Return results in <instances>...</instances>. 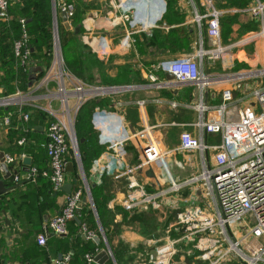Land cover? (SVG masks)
I'll list each match as a JSON object with an SVG mask.
<instances>
[{
	"label": "crops",
	"instance_id": "1",
	"mask_svg": "<svg viewBox=\"0 0 264 264\" xmlns=\"http://www.w3.org/2000/svg\"><path fill=\"white\" fill-rule=\"evenodd\" d=\"M79 1L82 6V13L80 14L82 33L88 35L90 43L99 47L98 55H104L106 57L104 59H110V62L118 68L133 66L135 73L128 76L129 84L116 85L123 87V90L105 97L103 99L105 104L107 103L105 107L96 110L92 116V124L98 134V144L104 147V151L100 153L92 165L90 162L88 163V173H85L84 158L79 151L77 141V151L69 149L65 155V180L62 186L71 184V192L76 188H82L83 194L79 206L80 224L83 223L81 218L88 220L91 217L99 228L98 215L90 187L98 185L102 179L101 186L104 188V192L110 194L109 199L102 203V207L109 211L107 225L108 232L112 234V240L111 243L107 242V244L108 251L113 258V261L108 260L104 264H110V262L117 264L116 258L118 264H138L139 262L137 263V259L134 258L136 252L133 253V248L140 236L128 229L130 227L129 219L137 211L128 212L123 209L121 203L127 190L128 177H119L118 175L127 167H132L141 160L138 142L130 140L128 137L144 126H151V135H153L154 140L160 149L168 154L167 159L173 177L179 182H189L191 177H187L195 172L199 174L202 172L200 153L199 151L184 152L179 150V136L174 139L169 134V130L178 129L180 132L186 130L195 136H199L210 145H218L221 140L219 133H203L194 123L199 122L201 118L204 120L213 117L214 112L222 104L221 93L224 89L230 88L233 96L232 102L227 106V120L236 119L239 110L252 106L254 102L253 93L257 88L255 80L257 79L252 77L237 78V75L253 73L257 69H261L257 67V64L263 66L264 61L256 60L255 68L248 64L247 70L245 69L247 62L237 57L235 60L243 66L242 69L234 68L235 63L231 69L233 57L229 52L240 42L224 46L225 52L220 55L215 51L216 48L211 40L205 37L203 48L210 51L207 59L210 60L207 63L208 74L205 73L204 69V73L208 77L206 86L200 87L191 83H178L175 80H168L166 73L159 71L153 72L157 82L151 83L148 80L151 65L171 61L172 58L186 57V55L195 54L200 50L201 34L194 24L193 17L195 8L200 13H205L207 7L204 0H125L127 1L126 5L131 6L136 12L134 25L129 26V30L135 39L133 47L121 39L126 27L121 24L122 22L120 23L117 16L116 4L120 0ZM56 3H60V0H57ZM217 3L218 0H214L213 6L221 14H232V12L221 9L222 6L217 7ZM253 4L252 2L246 8L249 18L248 10ZM59 23L66 26L61 15ZM183 30H189L187 36L189 43L187 47L184 46L187 51L175 53L171 49L175 48L177 44L185 42L186 35L182 32ZM259 30L258 28L257 32ZM251 33H256V31H249L245 34ZM93 36L97 38L105 36V39L97 42L96 38L92 39ZM255 43L262 47L261 38H257ZM219 46L222 47L220 39ZM218 58H220V63L217 67L213 60ZM260 82L261 80H259ZM158 83H168V85L157 88L156 84ZM232 83L238 84V90L232 88ZM32 87L31 90L27 91V98L22 107L44 112L49 105H58L53 97L56 87L54 81H50L46 87L37 90L35 87L32 89ZM139 103H142V106ZM203 107H206L208 111L203 112L202 115L201 109H204ZM28 113L29 122L33 126L29 132V145H27L29 150L25 154V157L30 159L29 165L24 164L23 159L25 157H20V154H17L15 150V142L18 138L16 134L21 128L17 123L20 121L19 112L13 117L15 120L11 128L5 126L0 120V152L4 153L5 158L7 156L14 158L12 163H7L11 173L10 177L3 182L5 187L12 186L13 188L0 195V264H47L52 260L59 259L64 253H70L71 264H83V257H79L78 253L86 252L96 242L87 240L82 233L77 232L79 224L75 219L69 222L66 233L56 235L49 232L45 245L37 243V233L42 230L43 225L51 217L61 211L69 193L65 192L62 186L58 191L52 190L49 177L43 175L46 158L36 148V143L45 132V124L43 119L36 117L32 111H28ZM113 142L122 143L117 148L118 154H112L107 148ZM72 150L73 153H71ZM213 155V151L207 152L209 166L214 163ZM32 167L36 168V173L31 177H25L24 173ZM101 169H104L107 174L101 175ZM153 172L156 178L147 177L145 171L135 173L134 178L142 183L146 190L153 189L151 192L160 188L167 189V183L161 169L154 166ZM82 173H84L85 178H83ZM3 175L4 171L0 168V178ZM15 176L19 177L18 181L14 180ZM191 184L193 185L191 187L192 193L200 196L198 182H189L183 188H188ZM192 193L190 198L195 197ZM85 196L87 198L84 201L83 197ZM168 198L170 202L167 197L164 198V202L171 205V203L179 201L177 200L179 194H173ZM181 205L182 202L178 204L179 207ZM139 225L142 228V222ZM115 227L122 229L121 235L117 239ZM103 246L105 248V244ZM144 246H146L145 242ZM177 258L180 262L184 260L181 252L176 256ZM190 258L194 257L187 256L188 260ZM92 264L97 263L93 261Z\"/></svg>",
	"mask_w": 264,
	"mask_h": 264
},
{
	"label": "built area",
	"instance_id": "2",
	"mask_svg": "<svg viewBox=\"0 0 264 264\" xmlns=\"http://www.w3.org/2000/svg\"><path fill=\"white\" fill-rule=\"evenodd\" d=\"M22 0H0V22L8 25L9 6L13 2ZM207 7L205 13L194 9V24L201 34L200 50L195 54L151 65V73L148 80L156 83L157 78L153 72L169 73L175 77L178 83H191L200 87L208 84V77L204 73L205 59L209 58L210 51L203 48L204 38H208L214 44L220 55L226 48L219 46L221 34L219 10L214 8V0H204ZM127 1L120 0L116 4L117 16L121 24L126 27L123 41L133 47L135 41L129 30L135 22L136 12ZM59 14H65L64 24L70 26L74 13L72 4L65 0L56 3ZM57 7L55 8L54 26L52 29V60L47 73L39 79L32 89L46 87L50 81L56 83L53 97L58 102L57 106L49 105L44 113L49 119L45 128V142L41 146L45 150L48 161V170L43 175L49 177L51 187L58 191L65 180V155L69 149L77 151L75 136V118L80 108L89 100L104 99L123 90L121 86H90L78 80L69 73L64 65L60 49ZM248 12L251 16L261 20L259 32L249 34L240 43H249L261 38L264 51V5L258 0ZM22 34L21 38L14 42V57L18 59L19 66H24L29 60L31 50L28 46V34L25 20H19ZM218 56V55H217ZM252 77L262 81L264 78V65L253 73H241L237 78ZM168 85L156 84L157 88ZM31 90V88H30ZM27 92H15V94L0 100V108L11 106L19 107V113ZM254 102L238 111L237 119L227 120V106L232 102V90L224 89L221 93L222 104L214 112L212 118H201L194 123L203 133H219L220 143L210 145L199 136L182 130L179 134V150L184 152L199 151L202 161V172L191 177L189 182L199 183V191L207 200L202 206H186L179 211L176 222L173 225L174 233L158 241H148L145 253L146 264H178L176 256L184 250L188 256H193L197 264H264V85L258 84L253 93ZM142 106V103H139ZM203 112L207 108L203 107ZM43 112V111H42ZM11 113L3 117L2 123L7 126ZM20 117L24 122L28 121V115ZM151 126H144L132 133L128 139L135 140L141 150V160L127 167L119 177L127 176V190L122 200L125 211L133 212L146 207L157 208L159 199L169 193L176 194L189 182H179L170 169L167 152H163L151 135ZM27 131V130H26ZM25 138L19 139L18 144L23 145ZM121 142H113L108 145L112 154H118L117 148ZM213 151L214 163L208 165L207 152ZM24 158L25 154L21 153ZM6 163H12L14 158L7 156ZM156 166L161 169L167 183V189L160 188L155 192H148L145 186L138 182L134 175L148 168ZM36 173L32 167L24 173L25 177H31ZM100 174H107L101 169ZM15 176L14 180L18 181ZM83 190L81 188L70 192L61 211L51 217L37 233L36 240L39 245H45L47 234L56 235L67 231L68 223L76 216L79 209ZM249 223V224H248ZM243 233L241 232V229ZM80 233L87 240H94L97 236L84 224H81ZM263 238L262 241H258ZM104 249V248H103ZM96 253L84 255L86 264H92ZM190 254V255H189ZM70 253H64L59 259L47 264H70Z\"/></svg>",
	"mask_w": 264,
	"mask_h": 264
},
{
	"label": "trees",
	"instance_id": "3",
	"mask_svg": "<svg viewBox=\"0 0 264 264\" xmlns=\"http://www.w3.org/2000/svg\"><path fill=\"white\" fill-rule=\"evenodd\" d=\"M67 4H72L74 8L73 16L71 17L70 26H64L62 23H58V32H59V41H60V49L62 58L64 61V65L66 70L75 76L78 80L82 81L87 85H92L87 82L86 72L91 69V64L97 66L96 62H86L81 59L84 57L81 55L82 45L79 46L77 44V37L82 34L81 28V4L80 1L73 0H65ZM242 5H246L247 0H241ZM229 6L237 5L238 2L236 0H229ZM223 8V7H221ZM9 23L8 25L0 22V96L7 97L15 94V92L19 91L22 93H26L29 89L36 83L39 79H41L49 70L51 66L52 60V14H51V6L50 0H22L20 2H13L9 6ZM25 20L26 31L28 34V46L31 50V55L29 60L26 61L24 66H19V61L14 57L13 52V44L15 41L21 38L22 29L19 23V20ZM224 19V20H223ZM223 21V22H222ZM250 24L246 28V32L256 31L257 24L253 21L249 22ZM232 24H235L234 15L231 13L222 14L220 16V26L224 31L231 30ZM78 29V31H76ZM189 30H183L182 32L186 35L185 42L177 44L175 48L171 50L175 53L179 51H187L184 47H187L188 41V32ZM134 38V37H133ZM135 41V39H134ZM179 46V47H178ZM84 48V47H83ZM91 66V67H90ZM90 67V68H89ZM36 73L31 70H37ZM118 79L115 81L114 85H104V86H116L129 84L130 80L128 76L133 74L125 71L118 72ZM34 77L33 83L31 77ZM85 79V80H84ZM90 82V81H89ZM32 83V84H31ZM93 86V85H92ZM99 100V101H98ZM107 104V103H106ZM105 101L103 99H92L87 101L78 111L75 118V133L77 136V141L79 145V150L81 152L83 159V166L85 173H88V163L90 165L94 163L97 157L101 152L104 151V147L98 144V134L97 130L94 128L92 124V116L96 110H100L102 107H105ZM19 107L11 106L9 108H0V120L2 121L3 117L8 113H11L9 118V128L19 112ZM28 111H32L36 117L43 119L45 128L47 126V122L49 119L46 118V114L40 110L29 109L22 107L20 113L22 115H28V121L24 123V121L20 117V121H17L18 125L21 126L20 130L17 132V141L15 142V150L17 154L24 153L26 154L29 149H27L28 140H29V132L30 128L33 126L29 122L30 116ZM19 113V114H20ZM27 130V131H26ZM12 135V134H11ZM25 138V143L23 145H19L18 141L20 138ZM46 136L45 132L37 140V149L42 152L46 158L45 150L41 146L42 143L45 142ZM45 170H48V161L46 158V166ZM48 179V178H47ZM74 179V177H73ZM102 179L98 185L91 186L90 191L93 197V201L96 207L97 215L100 221V224L103 230L108 232V220L107 215L109 211H106L105 208L102 207V203L106 202L109 199V193L104 192V188L101 186ZM51 187V184H50ZM52 188V187H51ZM78 189V188H76ZM82 189V188H81ZM53 190V189H52ZM75 190V189H74ZM142 210V209H140ZM135 210V211H140ZM81 224H84L89 230H92L99 236V228L97 224L90 217L88 220L81 218ZM73 221V220H71ZM70 221V222H71ZM69 224V223H68ZM81 224L77 226V232L80 234ZM68 227V226H67ZM174 233V232H173ZM106 239L108 243H111L112 234L106 233ZM94 242V240H90ZM103 242L100 241L98 244L95 243L93 246L87 250L78 253V256L83 257V264H86L84 255L86 253L94 254L96 253V249L103 248ZM116 258V257H115ZM72 259V258H71ZM70 259V264H71ZM116 262L118 264V259L116 258ZM109 264V263H108ZM112 264V262H110Z\"/></svg>",
	"mask_w": 264,
	"mask_h": 264
},
{
	"label": "rangeland",
	"instance_id": "4",
	"mask_svg": "<svg viewBox=\"0 0 264 264\" xmlns=\"http://www.w3.org/2000/svg\"><path fill=\"white\" fill-rule=\"evenodd\" d=\"M229 0H218L217 3V7L222 6L223 9L226 10V12H232V15H234V21L235 24H232L231 30L229 31H224L221 29V35H220V43H221V48H224V46L226 45H232V44H236L238 42L243 41L248 34L246 33V28L248 27V25L250 24L249 22L253 21L257 24V30L258 28L260 29L261 27V20L256 19L255 17L250 15V18L247 16V11L246 8L248 5H250L252 2L255 3L256 0H247V4L246 5H242L241 0H236L238 2L237 5L234 6H229L228 4ZM260 3H262L264 5V0H258ZM56 2L57 0H50V6H51V14H52V10L53 7H57L56 6ZM254 6V4L252 5V7ZM222 9V8H221ZM228 9V10H227ZM56 10V9H55ZM59 9L57 8V21L59 23ZM224 20V19H223ZM223 22V21H222ZM263 23H264V19H263ZM59 24H57L58 26ZM54 26V19L52 16V21H51V28L53 29ZM255 32V31H254ZM147 36H151V35H147ZM97 40V42H100L101 40L105 39V36H100L99 38H97L96 36H93L92 39ZM124 36H121V39H123ZM134 39V38H133ZM77 44L79 46H83L82 47V51H81V55L84 56L81 60L86 62H96L97 66L91 64V69L87 70L86 72V79L87 82L89 84H92L93 86H104V85H114L115 81L118 79V72H129L131 74L135 73V68L133 66H125L123 68H118L115 67L111 62L110 59L106 60L104 58V55H98V48L95 44L90 43L88 35H84V33H82L81 35H79L76 39ZM121 41V40H120ZM256 39L250 41L249 43H239V45L234 46L233 49L230 50V54L233 57V64L231 66V69L233 68L234 63L236 64V66L234 68H238L239 70L242 69V65H239L235 60V58H239L240 60H244L247 62V64H245L246 68L248 70L249 66L248 64L255 68L257 62H255L258 59H261V61H264V51L263 48L260 47V44H256ZM189 54V53H188ZM187 56V55H186ZM177 59V58H175ZM171 60V59H170ZM172 60H174L172 58ZM208 61L207 58L205 59V73L208 74ZM215 66L219 65L220 63V58L213 60ZM221 66V65H220ZM89 67V68H90ZM258 68H263V66H260L259 64H257ZM85 80V79H84ZM90 81V82H89ZM255 85L258 86L259 84V80H255ZM250 83H252V81H250ZM262 83V86L264 85V78H262V81L260 82ZM91 85V86H92ZM232 88H236L238 90V84L236 83H232ZM4 97L0 96V100L3 99ZM237 119V118H236ZM234 119V120H236ZM229 120V119H228ZM234 120H230V121H234ZM169 134L172 135V137L175 139L176 136H179L180 131L178 129L176 130H169ZM173 133V134H172ZM175 136V137H174ZM80 151V150H79ZM211 151V150H210ZM212 152V151H211ZM71 153H73V150L71 151ZM196 156V155H195ZM197 157V156H196ZM199 173H193L192 175H190L187 178L190 177H195L198 176ZM193 185H189L188 188H183V190L180 192H177V195L179 194V198L177 200H179L176 203H171V205L169 203H165L164 202V198L167 197L168 201L170 202V199L168 198L169 196H172L174 193H169L166 196L162 197L159 199V205L157 206V208H149L146 207L138 212H135V214H133L134 216L131 217L130 220V227L128 228L129 231H131L132 233L139 235L140 237V241L138 240L137 242L134 243V248H133V253L134 251L136 252V254L134 253V258L135 260L137 259V263L138 264H146V257H145V253L147 251V242L148 241H158L161 240L163 238L166 237H171L173 235V225L176 222V218L177 215L179 213L180 210H182L183 208H185L186 206H202L205 205V203H207V200L204 198V196L202 194L196 195V193H192L191 191V187ZM190 187V188H189ZM148 192L153 191L152 190H148ZM155 191V190H154ZM194 194L193 198H190L191 195ZM182 202V205L179 207L178 204ZM92 208V207H91ZM93 211V210H92ZM137 217V219H135ZM142 222V228L139 225V223ZM129 222V221H128ZM249 224V223H248ZM103 229V228H102ZM241 229V228H240ZM116 231V239L119 237V235H121L122 229L120 227H115L114 229ZM103 234L101 233L100 229H99V236L104 240L105 239V243H107V237H106V232L104 230H102ZM241 232L243 233V230L241 229ZM135 235V236H136ZM263 238H260L258 241H262ZM144 242L146 244V246H144ZM104 243V244H105ZM136 244V245H135ZM136 248H138V250H135ZM181 254H183L184 256V260L183 262H180L179 259L177 258V262L178 264H197V261L195 260V258H190L189 260L187 259V256L184 253V250H181ZM190 255V254H189ZM138 257V258H137Z\"/></svg>",
	"mask_w": 264,
	"mask_h": 264
},
{
	"label": "water",
	"instance_id": "5",
	"mask_svg": "<svg viewBox=\"0 0 264 264\" xmlns=\"http://www.w3.org/2000/svg\"><path fill=\"white\" fill-rule=\"evenodd\" d=\"M55 15H56V13H55V7H53V10H52V16H53V18H55ZM61 16H62V20L65 22L66 21V16H65V14H61ZM68 27V26H67ZM76 31H78V29L76 30ZM32 72H34V73H36V71H39V69H37V70H31ZM166 78L168 79V80H175V77L173 76V75H171V74H169V73H166ZM31 80H32V83H33V80H34V77L32 76L31 77ZM31 83V84H32ZM76 139V144H77V138H75ZM23 162H24V164H26V165H29L30 164V159H29V157H25L24 159H23ZM80 162H81V160H80ZM0 168H1V170H3L4 171V175L0 178V195H2V194H4L6 191H8V190H10V189H12L13 187L12 186H10V187H5L4 186V180L5 179H7V178H9L10 177V172H9V170H8V165H7V163H6V159H5V155H4V153L3 152H0ZM27 170V169H26ZM83 174V178H85V176H84V173H82ZM145 175L147 176V177H150V178H156V176H155V174H154V172H153V169L150 167V168H148L147 170H145ZM62 189L65 191V192H67V193H70L71 192V184H65V185H63L62 186ZM86 196L85 197H83V200L85 201L86 200ZM95 215H96V212H95ZM79 216H80V209H77L76 210V216H75V221L78 223V224H80V219H79ZM96 217H97V215H96ZM97 221H98V225H99V229H100V231H101V233L103 234V232H102V226H101V224H100V221L98 220V217H97ZM94 241L98 244L100 241H103V243H105L106 241H105V239L103 240L100 236H96L95 238H94ZM108 244L107 243H105V248L103 249V250H101L100 252H98L95 256H94V261L97 263V264H104L106 261H108V260H112L113 261V258H112V256H111V254H110V252L108 251Z\"/></svg>",
	"mask_w": 264,
	"mask_h": 264
}]
</instances>
